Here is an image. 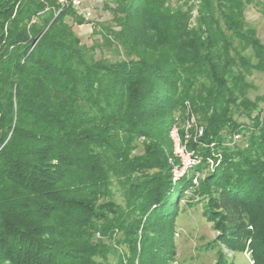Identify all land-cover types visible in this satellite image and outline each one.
Masks as SVG:
<instances>
[{
  "label": "trees",
  "instance_id": "16d2710c",
  "mask_svg": "<svg viewBox=\"0 0 264 264\" xmlns=\"http://www.w3.org/2000/svg\"><path fill=\"white\" fill-rule=\"evenodd\" d=\"M178 1L103 0L110 60L82 44L74 26L89 21L72 6L0 0V264H172L187 197L216 243L264 264V96L251 100L247 81L264 73V45L250 0ZM188 105L199 163L174 182L170 130Z\"/></svg>",
  "mask_w": 264,
  "mask_h": 264
},
{
  "label": "rangeland",
  "instance_id": "374dc122",
  "mask_svg": "<svg viewBox=\"0 0 264 264\" xmlns=\"http://www.w3.org/2000/svg\"><path fill=\"white\" fill-rule=\"evenodd\" d=\"M84 2L85 8L92 13V17L88 24L74 26L75 32L82 44L97 58L105 56L110 60H117L119 54L116 48L105 46L101 41V27L111 24V13L105 8L103 0H84ZM178 2L174 0L173 3ZM244 17L248 26L257 30V36L264 45V0H250L244 11ZM244 55L251 56L252 51L247 50ZM247 81L251 84L248 92L251 100L264 96L263 72H253L252 75L247 76ZM260 106L264 116V103ZM235 117L242 122L246 121L244 117L237 114ZM245 142L246 136L237 134L233 136L231 144L244 145ZM201 176L203 177L204 173H200L196 178ZM114 192H116L117 200L122 202V196L117 189ZM202 212V204L191 202L188 197L180 202L175 236L176 256L172 264H217L218 252H223L224 264H253L250 253H231L216 243L217 232ZM110 262L115 263L116 257L111 255Z\"/></svg>",
  "mask_w": 264,
  "mask_h": 264
},
{
  "label": "built area",
  "instance_id": "2783aa9c",
  "mask_svg": "<svg viewBox=\"0 0 264 264\" xmlns=\"http://www.w3.org/2000/svg\"><path fill=\"white\" fill-rule=\"evenodd\" d=\"M56 2L62 7L60 11L67 6H72L86 21H89L92 17V13L84 6V0H56ZM187 110L189 118L186 122L183 125L175 124L170 130V137L173 142V157L179 161L172 170L174 182L181 179L188 170L199 163L197 157L189 151L188 143L190 141H198L204 132L191 113L189 105ZM194 183H197V179L194 180Z\"/></svg>",
  "mask_w": 264,
  "mask_h": 264
}]
</instances>
